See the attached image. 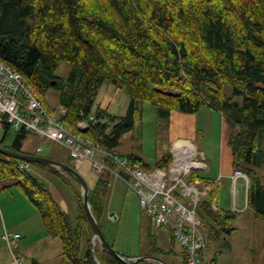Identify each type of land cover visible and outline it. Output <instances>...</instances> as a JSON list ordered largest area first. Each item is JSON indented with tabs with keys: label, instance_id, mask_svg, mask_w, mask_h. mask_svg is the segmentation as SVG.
I'll list each match as a JSON object with an SVG mask.
<instances>
[{
	"label": "trees",
	"instance_id": "trees-1",
	"mask_svg": "<svg viewBox=\"0 0 264 264\" xmlns=\"http://www.w3.org/2000/svg\"><path fill=\"white\" fill-rule=\"evenodd\" d=\"M0 61L22 74L52 113L46 95L58 91L59 105L66 109L61 120L68 128L145 170L169 167L173 161L171 151L156 166L139 155L117 151L123 135L143 119L145 103L154 104L166 118L175 111L195 114L204 106L219 111L231 130L233 167L250 179L248 207L256 218L264 219V183L259 173L264 164V0H0ZM64 62L72 67L67 78L57 74ZM104 83L129 96L125 115L106 109L93 112ZM84 121L89 128L82 131L79 124ZM8 134L5 131L0 146L23 152L30 134L18 133L6 146ZM21 164L0 153V181L15 180L18 191L38 208L48 234L62 242L61 264H98L97 260L122 264L105 248L96 246L93 252L95 232L81 185L72 175L62 178L77 197L74 224L46 185ZM187 181L213 186L197 208L209 240L219 239L220 231L233 230L230 225L236 214L222 212L219 205L218 212L212 208L213 201L219 204L220 184L197 170ZM112 184L109 172L98 176L89 200L115 249L116 240L107 237L104 226L110 221ZM145 220L148 229L136 255L116 252L170 264L165 256L174 250L160 245L151 232L152 219ZM219 225L225 227L220 230ZM172 239H176L173 232ZM184 258L186 263L185 251Z\"/></svg>",
	"mask_w": 264,
	"mask_h": 264
},
{
	"label": "rangeland",
	"instance_id": "rangeland-1",
	"mask_svg": "<svg viewBox=\"0 0 264 264\" xmlns=\"http://www.w3.org/2000/svg\"><path fill=\"white\" fill-rule=\"evenodd\" d=\"M71 68V65L64 62L59 67L57 74L67 78ZM225 91L228 95H232L230 87L227 86ZM59 98L60 93L56 90H51L46 95L47 104L57 116L61 114ZM238 100L242 102L241 98ZM129 104L130 98L127 94L109 83H104L93 107V112L108 108L113 115L123 116L126 114ZM230 132L231 130L223 122L221 113L211 107L204 106L195 114L175 111L171 117L166 118L159 114L154 104L145 103L143 119L136 123L134 130L123 135L117 151L122 155H139L151 166H156L157 161L170 151L172 142L180 138H190L199 150L205 152L206 162L213 169L212 172L202 169L197 171L201 175L213 176L219 170L221 153L225 161L223 165L226 167L229 164L227 160L231 155L228 146ZM4 133H0V139L3 138ZM16 136L17 133L10 132L5 137V145L11 146ZM261 143L264 148V132L261 133ZM40 147L43 148L42 153L37 151ZM193 147L196 150L194 145ZM23 152L49 157L68 165L73 164L66 147L33 134H30L24 142ZM89 164V162H85L79 170L85 174L88 182L92 181L90 176L93 179L97 177L92 170V165ZM111 166L114 167L112 164ZM27 169L46 185L62 207H65L64 204L68 202L71 210H67V212L70 221L74 224L78 216L77 197L72 185L63 178H57L56 173L65 178L68 175L50 165L30 163ZM106 172L111 174L110 171ZM259 173L264 179V164L259 169ZM111 176L113 184L109 198L108 219H110L111 213H115L118 220L106 221L104 223L105 233L109 239L115 238V251L136 255L141 249L142 235L143 231L146 232L148 229V221L145 220L146 215L135 191L129 185L115 179L112 174ZM14 184L15 180L0 181V264H61L62 242L46 234L40 211L27 196L18 191ZM244 193V181L240 180L237 184L239 206L243 205ZM225 196H222L221 199L222 206L224 200L227 199V203L234 209L235 197L232 186L228 187V193ZM216 212H218V208ZM231 225L237 227V234L233 237L212 240H209L204 226L208 237L209 257L220 261V264H264V219L256 218L252 212H248L234 218ZM109 227H111V233H109ZM6 232L12 235L20 234L22 238L10 247L5 237ZM151 232L164 249L174 250L165 256L170 264H186L184 248L178 239L173 241L170 228L166 226L158 228L153 225ZM221 233L222 231H220ZM228 245L230 246L228 247ZM96 246L103 249L97 240L95 241Z\"/></svg>",
	"mask_w": 264,
	"mask_h": 264
},
{
	"label": "built area",
	"instance_id": "built-area-1",
	"mask_svg": "<svg viewBox=\"0 0 264 264\" xmlns=\"http://www.w3.org/2000/svg\"><path fill=\"white\" fill-rule=\"evenodd\" d=\"M60 108V116L52 113L23 75L0 61V133L28 132L66 147L76 169L90 162L97 175L110 171L115 179L129 185L139 196L146 219H152L158 228L166 226L172 230L186 252L187 264H209L208 237L197 208L209 196L213 186L187 181L192 170H207L204 156L195 150L197 164H192L188 162L191 158L186 149L178 147L174 149V160L169 167L145 170L135 166L128 158L110 153L99 143L72 131L61 120L66 109ZM91 120H94L93 116ZM79 128L87 130L89 122L80 123ZM37 151L42 153L43 148ZM21 166L28 168L29 164L23 162ZM240 179H244L247 190L250 189L247 174L236 169L232 175L234 192ZM212 208L217 211L216 201ZM234 211H238L235 204ZM5 237L10 247L22 238L20 234L7 232ZM138 259L129 261L139 264Z\"/></svg>",
	"mask_w": 264,
	"mask_h": 264
},
{
	"label": "water",
	"instance_id": "water-1",
	"mask_svg": "<svg viewBox=\"0 0 264 264\" xmlns=\"http://www.w3.org/2000/svg\"><path fill=\"white\" fill-rule=\"evenodd\" d=\"M0 153H3L6 156H9L13 159L19 160L21 162H26L29 164L30 163H36L39 165L54 166L57 169L72 175L81 185V194H82L83 205H84V208L88 214V217L90 219V222H91L93 229H94V232H95V235H94L93 240H92L93 252H94L95 241L97 240L102 245L103 248H105L114 258H116L122 264H134L133 262H130L124 256L117 253L115 251V249L107 241V239L103 233V230H102L100 224L98 223V221L96 220V218L92 212V209H91L90 200H89V191H90L89 184H88L87 180L84 178V176L78 170H76L74 167H72L66 163L57 161V160L49 158V157H43V156L33 155V154H29V153H24V152H17V151H13L11 149H8V148L2 147V146H0ZM114 214L115 213H111L112 216ZM97 262H98V264H100V262L98 260H97ZM137 262L140 264H167L163 260H161L159 258H154V257L139 258L137 260Z\"/></svg>",
	"mask_w": 264,
	"mask_h": 264
},
{
	"label": "crops",
	"instance_id": "crops-1",
	"mask_svg": "<svg viewBox=\"0 0 264 264\" xmlns=\"http://www.w3.org/2000/svg\"><path fill=\"white\" fill-rule=\"evenodd\" d=\"M59 107H60V105H59ZM106 110H108L109 112H110V109H108V108H106ZM222 116V115H221ZM223 119V118H222ZM223 122H224V120H223ZM180 140H184V141H188V142H190L191 144H193L195 147H196V150H197V152H199L200 154H202L204 157L206 156L205 155V152L204 151H201V150H199L198 149V147L194 144V142L190 139V138H180V139H177V140H175L174 142H172V146H171V151H173L174 152V148H173V146H174V144L177 142V141H180ZM261 148H262V150L264 151V148H263V144L261 143ZM231 150V149H230ZM221 152V151H220ZM206 159V158H205ZM58 161V160H57ZM206 161H207V159H206ZM61 162V161H60ZM223 162H225L224 161V158H222V153H221V159H220V165H219V170L218 171H216L215 172V174L213 175V176H209V177H211V178H213V179H215V182L216 183H219L220 184V186H221V192H220V198H219V208H220V210L222 211V212H232V213H234V214H236L235 216L237 217L238 215H244V214H247L248 212H252L253 213V211L248 207V201H249V190H247V183H246V181L244 180V179H240V180H243L244 181V188H245V193H244V197L242 198V203H243V205H241V206H239V203H238V201H239V199H238V194H237V186H236V188H235V192H234V187H233V182H232V175H233V173H234V170H235V168L233 167V156H232V151H231V155L228 157V160H227V163H229L228 165H226V167H225V165H223ZM90 163V162H89ZM207 163V162H206ZM85 164V163H84ZM83 164V165H84ZM89 165H91V163L89 164ZM208 165V164H207ZM90 167V166H89ZM213 171V169L212 168H210L209 166H208V171L207 172H212ZM56 173V172H55ZM81 173V172H80ZM57 174V178H59V179H62V177L58 174V173H56ZM83 176H84V178L87 180V182L89 181L87 178H86V176H85V174H83V173H81ZM90 179L92 180V181H90V182H88V184H89V187H90V189H92V188H94V186L96 185V181H97V177H95V179H93V177L92 176H90ZM239 180V181H240ZM238 181V182H239ZM262 181H263V183H264V179L262 178ZM238 184V183H237ZM229 186H232V192L234 193V197H235V200H234V204H235V206H236V208H238V211H234V209H233V207H231V205H229L227 202H228V200L227 199H225L224 200V202H223V206H222V201H221V199H222V196H227V193H228V187ZM225 196V197H226ZM237 197V198H236ZM234 204H233V206H234ZM61 205V204H60ZM64 206L65 207H62L65 211H67V210H71V208H70V205L68 204V202L67 203H65L64 204ZM229 208V209H228ZM253 215H254V213H253ZM255 216V215H254ZM235 217V218H236ZM111 219V218H110ZM117 220H118V218H117ZM44 223V222H43ZM231 227H232V229L233 230H231V231H225V230H223V232L225 233H221L220 234V236H219V239L221 238V237H233L235 234H237L238 233V231H237V227H234V226H232V225H230ZM45 227V226H44ZM225 226H218V228L219 229H223ZM46 230V229H45ZM46 234L47 235H49L48 234V232L46 231ZM49 237H50V235H49ZM230 245H228V247H229ZM231 249H232V245H231ZM62 253V252H61ZM61 255V254H60ZM207 257H208V259H209V264H220V261H218V260H216L215 258H210L209 257V252H208V255H207ZM184 260H185V258H184Z\"/></svg>",
	"mask_w": 264,
	"mask_h": 264
},
{
	"label": "bare ground",
	"instance_id": "bare-ground-1",
	"mask_svg": "<svg viewBox=\"0 0 264 264\" xmlns=\"http://www.w3.org/2000/svg\"><path fill=\"white\" fill-rule=\"evenodd\" d=\"M178 147L186 149L189 158H191V159L188 160V162H191L192 164H197V160L194 158L195 148L193 147V145L190 142H188V141H178L176 143V145L173 146V148L177 149Z\"/></svg>",
	"mask_w": 264,
	"mask_h": 264
}]
</instances>
